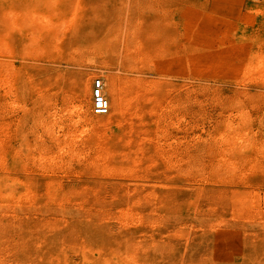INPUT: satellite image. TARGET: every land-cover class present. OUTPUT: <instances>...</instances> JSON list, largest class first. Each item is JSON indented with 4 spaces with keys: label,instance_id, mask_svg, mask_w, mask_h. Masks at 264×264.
Instances as JSON below:
<instances>
[{
    "label": "rangeland",
    "instance_id": "rangeland-1",
    "mask_svg": "<svg viewBox=\"0 0 264 264\" xmlns=\"http://www.w3.org/2000/svg\"><path fill=\"white\" fill-rule=\"evenodd\" d=\"M0 264H264V0H0Z\"/></svg>",
    "mask_w": 264,
    "mask_h": 264
},
{
    "label": "bare ground",
    "instance_id": "bare-ground-1",
    "mask_svg": "<svg viewBox=\"0 0 264 264\" xmlns=\"http://www.w3.org/2000/svg\"><path fill=\"white\" fill-rule=\"evenodd\" d=\"M64 33V32H63ZM32 34V33H31ZM12 65V64H11ZM13 70V69H12ZM7 76V75H6ZM100 80H101V84H100V90H101V94L106 98V97H108L110 100H111V102H112V104L115 106V110H116V113H115V119L117 120V119H122V116L124 115V112H125V109H124V103H123V98H122V88H121V84H122V81L123 80H121V78L120 77H116V76H111V77H109L108 78V80H104L102 77L101 78H99ZM95 80V79H94ZM88 88V87H87ZM78 90V89H77ZM94 92V89H92V93ZM17 96V95H16ZM17 98V97H16ZM10 100L8 101V103H7V107L9 108V109H17V108H20V105H19V102H17V100L15 99V94L13 93V92H10V98H9ZM107 99V98H106ZM68 100V99H67ZM71 100V99H70ZM70 100H68V101H65V102H67L68 104L66 105V108L64 109L65 110V113L66 114H68L69 116H74V115H77V114H79V113H82V115L84 114L85 116L88 114V112H89V108H86V109H84L83 108V105H82V102H81V100H79L78 98H74V99H72L71 101ZM107 101H108V99H107ZM108 103H109V101H108ZM63 104H64V102H63ZM84 104V103H83ZM23 107V106H22ZM62 108H63V106H62ZM61 108V109H62ZM11 110V111H12ZM56 110V109H55ZM109 110H110V103H109ZM14 111V110H13ZM12 111V112H13ZM16 111V110H15ZM109 113V112H108ZM107 113V114H108ZM56 114V113H55ZM63 114V113H62ZM107 114H105V115H107ZM61 116H63V115H61ZM79 116V115H78ZM137 116V115H136ZM54 118V117H53ZM59 118V117H58ZM55 119V118H54ZM59 121H60V119H58ZM69 120V119H68ZM110 120V119H109ZM51 121V120H50ZM54 121H56V120H53V122ZM52 122V121H51ZM58 122V121H57ZM61 122V121H60ZM59 122V123H60ZM120 122V121H119ZM132 122H141V121H132ZM73 123H75V122H73ZM48 125L50 124V123H47ZM54 124H56V123H54ZM72 124V123H71ZM5 125V124H4ZM47 125V126H48ZM53 125V124H52ZM74 125V124H73ZM41 126H42V123H41ZM57 126V125H56ZM6 127H8L7 125H6ZM31 127V126H30ZM54 127V126H53ZM58 127H60V126H58ZM49 128V127H48ZM44 129L45 128H43V131H44ZM54 129V128H53ZM60 130H61V128H59ZM48 130V129H47ZM46 130V131H47ZM6 131H8V130H6ZM5 131V132H6ZM56 131H58V128H57V130ZM39 132V131H38ZM45 132V131H44ZM49 132V135L52 137V138H54L55 136H57V135H54V132H53V130H52V128H51V130H49L48 131ZM135 129H131V132H130V137L128 138V144L129 145H131V144H133L134 143V135H135ZM138 132H139V137H140V133H141V130H138ZM8 133V132H7ZM46 133V132H45ZM69 134V133H68ZM38 135V134H37ZM70 135V134H69ZM38 136H40V135H38ZM59 137V136H58ZM79 137V136H78ZM56 138V137H55ZM81 138V137H80ZM99 138V137H98ZM102 138H103V136H102ZM101 138V139H102ZM116 138V137H115ZM58 139V138H57ZM114 139V138H113ZM121 139H122V137H121ZM111 140V139H110ZM102 141V140H101ZM18 142V141H17ZM53 142V141H52ZM104 142V141H103ZM106 142V141H105ZM113 143V142H112ZM47 144V143H46ZM58 144V143H57ZM108 144V143H107ZM59 147V146H58ZM12 148H13V146H12ZM15 148V147H14ZM11 149V148H10ZM45 150V149H44ZM68 151V150H67ZM26 152H27V150H25V148H24V146H22V143L20 144H18V146L16 147V149H15V154L16 155H18V158H19V156H21V155H25L26 154ZM28 153V152H27ZM76 154V153H75ZM81 154V153H80ZM42 155V154H41ZM50 155V154H49ZM79 155V154H78ZM68 156V155H67ZM12 157V156H11ZM14 157V156H13ZM46 157H48V156H46ZM15 158V157H14ZM58 158H60V153H56L53 157H50V160H54V159H58ZM31 159V158H30ZM60 159H62V158H60ZM3 160V159H2ZM3 162V161H2ZM53 162V161H52ZM5 166H6V164H5ZM8 166H10L9 164H8Z\"/></svg>",
    "mask_w": 264,
    "mask_h": 264
},
{
    "label": "built area",
    "instance_id": "built-area-1",
    "mask_svg": "<svg viewBox=\"0 0 264 264\" xmlns=\"http://www.w3.org/2000/svg\"><path fill=\"white\" fill-rule=\"evenodd\" d=\"M100 84L101 80L99 78H96L93 82L94 92L92 93V110L95 114L105 115L109 112V103L107 99L101 94Z\"/></svg>",
    "mask_w": 264,
    "mask_h": 264
}]
</instances>
